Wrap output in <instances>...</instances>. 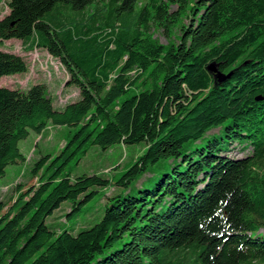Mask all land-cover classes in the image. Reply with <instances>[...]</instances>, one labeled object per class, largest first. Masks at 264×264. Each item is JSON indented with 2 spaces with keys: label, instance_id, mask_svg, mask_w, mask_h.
<instances>
[{
  "label": "trees",
  "instance_id": "obj_1",
  "mask_svg": "<svg viewBox=\"0 0 264 264\" xmlns=\"http://www.w3.org/2000/svg\"><path fill=\"white\" fill-rule=\"evenodd\" d=\"M8 9L0 41L47 51L80 99L57 111L44 85L0 87V178L25 161L30 132L77 128L54 173L43 157L31 171H43L39 183L6 212L0 201V264H264V0H10ZM153 28L179 31L178 43L160 44ZM27 71L22 56L0 51V79ZM142 142L117 185L163 172L148 178L154 187L112 197L76 236L49 228L64 202L73 214L110 185L60 174L66 162L91 146ZM234 143L249 154L228 156Z\"/></svg>",
  "mask_w": 264,
  "mask_h": 264
},
{
  "label": "rangeland",
  "instance_id": "obj_2",
  "mask_svg": "<svg viewBox=\"0 0 264 264\" xmlns=\"http://www.w3.org/2000/svg\"><path fill=\"white\" fill-rule=\"evenodd\" d=\"M10 0H0V20L8 13V2ZM107 1V0H101ZM187 23V22H186ZM153 38L160 44L168 43L177 44V36L179 31L175 30L172 34H166L162 30L152 29ZM0 51L13 53L22 56L27 64L28 71L23 74L6 76L0 79V87L28 91L35 85H44L46 94L53 102V107L57 111H62L68 104L77 102L80 99V90L76 85H67L70 76L60 62L47 51L43 49H35L33 52L26 53L23 50L22 43L13 39L10 41H0ZM139 90L135 88L125 97L138 94ZM77 131L76 127L54 126L49 124L47 130L41 135L30 132L29 137L19 144L21 153L25 156L24 162H19L9 166L6 169V175L0 178V201L7 205L5 212L11 207L17 198L27 189L39 183V179L43 171L37 179H33L31 171L33 167L43 157L51 156L50 160L45 164L43 170L46 171V177L50 176L57 170L63 162L61 150L71 139L72 135ZM219 134V130L210 132L209 134ZM203 143L190 144L186 146V153H191L201 147ZM231 151L227 153L233 158L246 157L250 150H244L242 145L237 143L231 144ZM147 150V143L142 142L136 145L116 144L108 149H102L98 146H91L85 156L73 158L63 165L60 174L69 175L72 179L83 175H99L108 180L110 185L106 188H98V193L86 204L80 211L71 214L73 204L64 202L52 216L47 218V225L57 234L68 231L76 236L78 233L89 230L98 224L104 215L106 207L112 197L118 195L140 196L139 189L154 187L153 181L148 178L157 179L163 172L159 171L154 174H147L138 181L132 183L129 189L117 185L123 174L135 163L138 157ZM56 160L55 162H52ZM180 161L168 162L161 166L172 169ZM22 184V190L16 191L17 186Z\"/></svg>",
  "mask_w": 264,
  "mask_h": 264
},
{
  "label": "water",
  "instance_id": "obj_3",
  "mask_svg": "<svg viewBox=\"0 0 264 264\" xmlns=\"http://www.w3.org/2000/svg\"><path fill=\"white\" fill-rule=\"evenodd\" d=\"M209 71L212 72L213 74H215V77L217 78V80H219L220 82L225 81L227 78L224 77V75L217 73V71L215 70L214 66H210L209 67Z\"/></svg>",
  "mask_w": 264,
  "mask_h": 264
},
{
  "label": "crops",
  "instance_id": "obj_4",
  "mask_svg": "<svg viewBox=\"0 0 264 264\" xmlns=\"http://www.w3.org/2000/svg\"><path fill=\"white\" fill-rule=\"evenodd\" d=\"M19 42H21V41H19Z\"/></svg>",
  "mask_w": 264,
  "mask_h": 264
}]
</instances>
